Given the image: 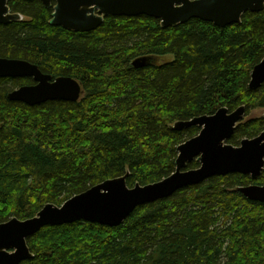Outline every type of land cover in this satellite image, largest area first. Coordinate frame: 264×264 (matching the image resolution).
<instances>
[{"label": "trees", "instance_id": "16d2710c", "mask_svg": "<svg viewBox=\"0 0 264 264\" xmlns=\"http://www.w3.org/2000/svg\"><path fill=\"white\" fill-rule=\"evenodd\" d=\"M9 6L24 20L0 24V58L74 78L83 95L29 106L9 95L32 78L0 79V224L126 175L129 188L161 182L176 172L178 148L201 132L175 131L177 123L223 108L264 109V84L250 88L264 60V10L226 28L194 19L165 29L147 16H110L81 33L51 25L55 2ZM140 58L149 63L137 69ZM262 132L264 118L240 123L228 144ZM253 184L264 185V172L257 180L213 177L138 207L118 227H47L27 240L34 258L21 264H264V204L238 191Z\"/></svg>", "mask_w": 264, "mask_h": 264}, {"label": "water", "instance_id": "95a60500", "mask_svg": "<svg viewBox=\"0 0 264 264\" xmlns=\"http://www.w3.org/2000/svg\"><path fill=\"white\" fill-rule=\"evenodd\" d=\"M0 0V24L20 18L11 13L9 2ZM33 1V0H25ZM46 8L55 2L52 26L69 31L88 33L102 26L104 19L113 17L147 16L161 21L168 29L197 19L218 28L240 24L246 13H260L264 0H39ZM149 59L134 61L140 69ZM1 78H32L34 85L22 86L9 95L12 101L37 106L50 101L77 103L81 100V84L71 77L54 79L38 66L24 60L0 58ZM264 84V60L252 73L250 88L257 90ZM246 114L245 107L235 112L220 109L212 116L179 122L173 130L181 132L191 127L201 128L198 136L178 148L176 172L161 182L129 188L128 175L108 180L74 196L58 207L46 205L40 213L25 221L16 218L0 224V264H21L34 258L27 240L47 227H60L76 222H89L107 227L122 225L140 206L173 196L190 186L199 185L213 177L241 174L252 180L264 172V132L254 139H245L240 147L227 144L237 125ZM198 161L200 168L188 170ZM248 200L264 204V185H250L238 189Z\"/></svg>", "mask_w": 264, "mask_h": 264}, {"label": "rangeland", "instance_id": "374dc122", "mask_svg": "<svg viewBox=\"0 0 264 264\" xmlns=\"http://www.w3.org/2000/svg\"><path fill=\"white\" fill-rule=\"evenodd\" d=\"M56 6V4H55ZM54 6V8H55ZM12 12V11H11ZM15 14V13H14ZM20 20H24L23 16H20L19 18ZM8 59V58H7ZM158 60V63L160 64H165V63H168V62H172L173 59L172 57H167V58H157ZM2 79V78H1ZM16 90V89H15ZM14 91V90H13ZM12 91V92H13ZM11 92V93H12ZM264 118V109H255L253 111H251L249 114H246V116L244 117V119L242 120L241 124H244L252 119H263ZM241 145V144H240ZM239 145V147H240ZM254 185V184H253Z\"/></svg>", "mask_w": 264, "mask_h": 264}, {"label": "flooded vegetation", "instance_id": "af4514ba", "mask_svg": "<svg viewBox=\"0 0 264 264\" xmlns=\"http://www.w3.org/2000/svg\"><path fill=\"white\" fill-rule=\"evenodd\" d=\"M53 3H54V2H53ZM8 5H9V4H8ZM9 7H10V6H9ZM11 13H13V12H11ZM15 14H17V13H15ZM18 15L21 16L20 14H18ZM18 20H19V19H18ZM245 116H246V114H245ZM239 124H240V123H239ZM239 124H238V125H239ZM238 125H237V126H238ZM228 142H229V141H228ZM228 142H227V144H228Z\"/></svg>", "mask_w": 264, "mask_h": 264}]
</instances>
